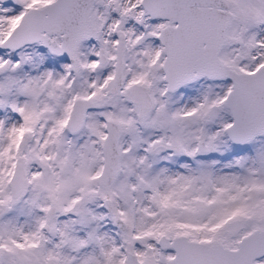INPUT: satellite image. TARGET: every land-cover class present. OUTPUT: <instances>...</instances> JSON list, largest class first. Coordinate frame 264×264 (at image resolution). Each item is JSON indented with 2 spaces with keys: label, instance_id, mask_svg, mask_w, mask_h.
<instances>
[{
  "label": "snow or ice",
  "instance_id": "obj_1",
  "mask_svg": "<svg viewBox=\"0 0 264 264\" xmlns=\"http://www.w3.org/2000/svg\"><path fill=\"white\" fill-rule=\"evenodd\" d=\"M0 264H264V0H0Z\"/></svg>",
  "mask_w": 264,
  "mask_h": 264
}]
</instances>
